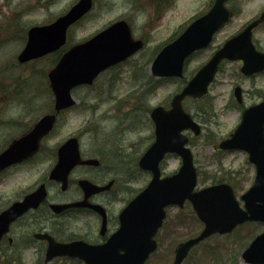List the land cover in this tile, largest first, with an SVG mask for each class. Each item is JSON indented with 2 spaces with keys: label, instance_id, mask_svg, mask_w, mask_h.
I'll return each mask as SVG.
<instances>
[{
  "label": "rangeland",
  "instance_id": "rangeland-1",
  "mask_svg": "<svg viewBox=\"0 0 264 264\" xmlns=\"http://www.w3.org/2000/svg\"><path fill=\"white\" fill-rule=\"evenodd\" d=\"M75 1L56 0L54 6L56 16ZM261 1L263 0L234 2L233 16L215 34L212 44L187 60L184 78L159 79L150 74V60L170 37L174 38L179 34L181 25L190 21L193 15L206 11L210 0H93L92 10L74 26L67 44L90 37L120 17L129 21L133 36L142 38L145 44L142 50L128 58L125 63L101 74L96 79L94 88L82 87L74 90V96L80 105L59 115L54 134L55 144L58 146L70 135H79L83 150L91 149V152L102 150L105 155L113 150L114 158L117 155L118 159L120 153V157L121 154L125 156V161L132 162L137 159L153 138V125L149 121L151 108L156 105L167 106L172 95L180 90L184 81L196 72L226 38L242 28V23L259 9ZM36 13L27 15L26 24L21 22L8 38L0 41V82L9 81L14 84L18 80L29 79L26 94L31 95L36 89L43 100H46L48 94L45 80L47 71L53 64V58H46L30 65L33 69L23 71L21 67L16 70L3 69L6 62L22 48L23 31L36 24L34 23ZM256 37L264 46V31H258ZM239 65L237 61H224L209 86L208 93L198 99H185L182 105L201 127L198 135H193L191 131L187 132L188 146L192 150L198 172L197 186L220 181L230 183L234 186L235 194L242 205L240 194L252 183L254 166L248 161L246 152L222 151L218 149L217 144L234 129L244 107L264 98V74L246 77L239 71ZM235 85H240L243 89L240 103L233 94ZM87 130L89 133L85 136ZM115 148L120 149V152L117 153ZM41 164V169L42 167L45 169L47 164L44 165V162ZM130 164L126 163L127 167L119 166L120 180L114 187L118 194L113 197V192L108 203L113 213L150 178L149 173ZM177 167L178 160L174 156L167 157L162 164L165 173ZM22 171L24 169L19 172ZM22 174L23 177L20 174L19 177L25 179L23 172ZM122 179L127 181L120 186L124 181ZM54 189L57 190V187H53L51 192H54ZM166 214V225L158 236L159 246L147 264H172L176 245L188 236L196 234L201 228L200 221L187 202L181 208L169 206ZM87 217L96 228L95 218L90 215ZM263 229L264 223L249 222L230 233L213 234L193 246L182 264H249L243 260L241 254L250 240ZM49 264L83 263L77 259H59Z\"/></svg>",
  "mask_w": 264,
  "mask_h": 264
},
{
  "label": "water",
  "instance_id": "water-1",
  "mask_svg": "<svg viewBox=\"0 0 264 264\" xmlns=\"http://www.w3.org/2000/svg\"><path fill=\"white\" fill-rule=\"evenodd\" d=\"M225 1L215 0L206 14L193 21L180 36L158 52L151 66L154 75H182L184 59L194 50L207 46L213 33L230 16L231 10L224 6ZM90 7L91 0H79L53 23L32 27L19 59L25 61L56 50L65 42L67 26ZM254 24L226 41L214 53L181 92L173 97L169 110L161 106L152 110L155 141L140 159V166L151 170L152 178L120 212L119 229L100 245H90L81 241L57 243L51 239L48 258L56 254H68L83 259L86 264H143L148 254L156 247L153 236L164 218V207L172 203L181 206L185 199H189L192 203L197 216L204 223V228L197 236L179 243L175 250L174 264H180L192 245L214 232L231 231L235 225L245 220L264 221V101L246 108L242 112L240 123L230 137L219 143L221 148L237 147L247 150L250 160L256 164L254 184L241 196L245 202V210L240 208L228 184L220 183L197 191L193 190L196 171L191 151L185 147L188 138L181 133L186 128H191L195 134L199 132V125L184 112L181 100L185 96H201L207 91V86L222 58H245V64H253L250 63L252 59L249 61L248 58L258 55L250 42V28ZM141 46V40H133L129 26L125 21L120 20L90 39L70 47L48 73L50 86L55 94L56 110L74 102L70 94L73 86L91 83L102 69L124 59ZM249 66L251 65H244L242 70L247 71ZM53 120V115L44 116L28 136L15 141L3 151L0 154V169L9 162L20 160L34 151L38 138L47 132ZM168 151L176 152L181 156V165L176 173L160 178L158 163ZM78 161L76 139H68L58 149V162L52 175L65 182L67 171ZM87 186L91 190L99 188L91 183ZM38 192L42 197L43 192L38 190L26 197L24 202L28 203L39 195ZM24 202L15 204L0 215V235L6 230L9 221L24 208ZM93 207L102 209L98 205ZM242 256L249 263H264V232L253 239Z\"/></svg>",
  "mask_w": 264,
  "mask_h": 264
},
{
  "label": "flooded vegetation",
  "instance_id": "flooded-vegetation-1",
  "mask_svg": "<svg viewBox=\"0 0 264 264\" xmlns=\"http://www.w3.org/2000/svg\"><path fill=\"white\" fill-rule=\"evenodd\" d=\"M237 1L228 0L226 4L235 12L232 5ZM213 2L214 0H210L209 7ZM263 2L264 0L261 1L259 9L242 23L241 29L250 22L259 19L264 12ZM55 3L56 0H0V41L8 38L13 33L14 28L18 27L21 22L26 24V17L30 13L37 12V16L33 17L36 24L33 25L53 22L59 16L55 14ZM73 3H70L63 13ZM83 18L69 26L67 37L72 33L74 26ZM118 19L126 18L120 17L115 20ZM126 21L129 23L127 19ZM30 27L27 30L25 28L23 31L24 42L22 48ZM260 30L264 31V20H260L251 29V37L255 48L264 52V46L261 44L260 39L256 37L257 32ZM20 51L21 49L6 62L3 69L16 70L19 67L22 68V71L33 69L30 65L32 66L34 63H39L50 57V59L53 58L52 66L55 63V52L21 62L18 58ZM237 62L241 65L240 60ZM261 74H264V69L246 77ZM27 82L28 80H18L14 84L9 83V81L6 83L0 82V153L6 150L14 141L29 134L41 116L55 112V99L49 87L48 79L45 80L46 94H48L45 97L46 100H43L36 89L31 92V95H27ZM81 87L91 88L90 86ZM72 108L74 106L69 109ZM65 112L63 110L58 113L51 129L39 139L37 150L34 153L0 170V214L36 190L40 188L45 190L44 198L37 205L33 204L36 202V198L32 199L30 201L32 204H28L18 216L11 220L7 232L2 234L0 238V264H49L59 259H77L67 255H53L48 258L50 238L64 243L81 240L95 245L102 244L119 226L120 210L113 213L108 207V203L111 201L110 198L113 192V197L118 194L117 191L115 192L114 187L120 180L118 178L120 176L119 166L127 167L126 163L137 165L139 157L134 161L132 160V162L125 161L123 154L120 157V149L118 148H115L119 153L118 159L117 155L114 158L113 150L107 152L106 155L103 154L102 150L100 152L97 150V152H91V149L83 150L82 139L79 135H76L78 136L79 153L83 162H79L70 168L65 187L62 188L61 183L50 174L57 161V145L54 141L55 128L58 124L59 115ZM88 133L87 130L84 135L86 136ZM42 162H44V165L47 164L45 169L40 167ZM23 169L25 179L21 178L23 174L19 172ZM19 174L21 177H19ZM122 180L124 181L120 186L126 184L127 181V179ZM84 181L104 188L97 192H88L81 184ZM53 187H57V190L54 189L55 191L51 192ZM81 201L86 204L102 205L105 208V215L94 211L85 204L70 205L60 210H55L52 207L53 204H73ZM88 215L95 218L96 228L89 221ZM80 230L84 231L77 233ZM158 236L159 232L155 237L157 242Z\"/></svg>",
  "mask_w": 264,
  "mask_h": 264
}]
</instances>
